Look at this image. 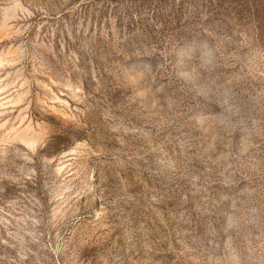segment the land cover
<instances>
[{
    "label": "rangeland",
    "instance_id": "obj_1",
    "mask_svg": "<svg viewBox=\"0 0 264 264\" xmlns=\"http://www.w3.org/2000/svg\"><path fill=\"white\" fill-rule=\"evenodd\" d=\"M0 264H264V0H0Z\"/></svg>",
    "mask_w": 264,
    "mask_h": 264
}]
</instances>
